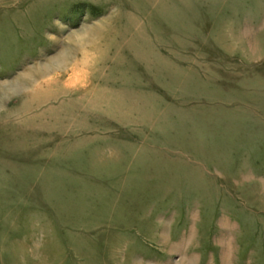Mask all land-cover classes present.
<instances>
[{
	"label": "rangeland",
	"instance_id": "1",
	"mask_svg": "<svg viewBox=\"0 0 264 264\" xmlns=\"http://www.w3.org/2000/svg\"><path fill=\"white\" fill-rule=\"evenodd\" d=\"M0 264H264V0H0Z\"/></svg>",
	"mask_w": 264,
	"mask_h": 264
}]
</instances>
